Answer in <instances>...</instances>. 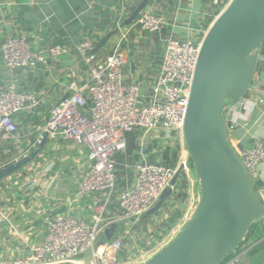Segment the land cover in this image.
Segmentation results:
<instances>
[{"label":"built area","instance_id":"2783aa9c","mask_svg":"<svg viewBox=\"0 0 264 264\" xmlns=\"http://www.w3.org/2000/svg\"><path fill=\"white\" fill-rule=\"evenodd\" d=\"M125 2L127 5V0ZM120 16L115 27L117 32L96 52L94 49L99 38L94 33L87 34L76 43L72 57L69 48L60 44L35 50L26 32L9 34L0 43L3 64L10 72L15 69L35 71L40 65L47 67L51 62L72 63L63 91L68 96L50 106L47 117L36 127L37 134L29 143H25L19 133L17 116L39 105L37 93L20 90L13 77L0 84V148L9 147L11 153L0 157V169L34 151L45 136L60 138L77 144L85 152V162L76 172L72 199L80 202L97 194L102 199L92 202L93 212L88 220L71 210L55 214L46 222L43 239L30 242L28 236L25 238L27 232L16 224L15 216L25 217L33 226L32 219L25 212L33 204L22 210V198L38 185L40 172L25 177L26 165L3 178L0 182V246L4 247V243L11 241L16 245L12 254H5L6 259H0V264H139L180 232L197 204L199 195L197 199L188 197L190 169L182 124L200 42L207 28L194 37L180 38L169 32L161 38L157 68L152 72L147 70L144 59L137 56L132 62L141 65V70L138 76L130 78L125 71L123 49L126 44L131 38L139 39L142 33L159 32L165 21L154 8V0L129 25L120 27L126 19ZM132 33L136 35L131 36ZM254 74L258 82H253V75L249 88L255 94L249 95L247 91L240 99L228 101L222 112L228 142L252 182L258 177L259 165L264 163V138L253 135L250 145L243 146L239 142L234 143L233 134L238 127L245 126L259 104L264 103L262 44ZM131 133L138 139V157L123 164L127 173L118 190L115 156L125 151L127 136ZM158 137L167 139L168 144L176 140L178 155L175 167L148 159L145 150L149 142ZM155 151L153 148L152 152ZM180 165L183 167L180 176L183 175L187 184V205L172 226L157 241L151 235L147 236L148 230L138 232L134 228H118L124 223L138 222L154 206L170 186ZM49 166L51 163L47 168ZM117 192L120 213L107 216L108 205ZM8 199L12 203L17 199V206L7 205ZM176 206L175 202L169 203L166 212L162 205L158 210L160 216L167 218ZM111 224L117 225L114 234L100 244V236ZM144 236L147 237L145 245L137 247L136 242ZM128 238L133 240L130 247H125L124 242ZM237 248L221 264H239Z\"/></svg>","mask_w":264,"mask_h":264},{"label":"crops","instance_id":"0c3cea01","mask_svg":"<svg viewBox=\"0 0 264 264\" xmlns=\"http://www.w3.org/2000/svg\"><path fill=\"white\" fill-rule=\"evenodd\" d=\"M139 1L127 0L126 5L125 0H0V43L9 34L26 32L35 50L60 44L69 48L72 57L78 41L90 33L97 34L100 41L105 34L115 29L120 14L123 18H127ZM221 2L222 0H154V8L163 17L164 25L159 32L142 33L139 39L131 38L129 44H126L124 50L127 76L131 78L139 75L141 65L132 62L137 56L144 59L147 70L152 72L157 68L160 60V56L155 58L153 44L162 43L161 38L169 32L180 38L199 35L205 29L203 24L205 17L211 15ZM135 35V33L131 34V36ZM71 66L70 62H51L47 67L40 65L35 71L15 69L10 72L5 68L0 52V84L6 83L13 77L17 80L20 90H32L37 93L40 100L37 107L17 116L19 133L25 143H29L36 136V127L43 123L50 106L66 94L63 93L64 84ZM253 82H258L255 74ZM247 94L255 93L249 88ZM253 135L264 138V103L259 104L256 113L245 126L235 130L234 143L239 142V145L249 146ZM84 153L73 142L46 137L36 157L25 167V177L40 172L38 185L22 198V210L33 204L28 211H25L32 219L33 226L27 223L25 217L17 214L15 216L16 224L27 232L25 238L28 236L30 242L43 239L46 222L55 214L71 210L77 216L88 220L93 212L92 202L102 201L98 194L92 196V199L80 202L72 199L76 187V172L85 162ZM9 154H11L9 147L0 148V157ZM50 163L51 167L47 168ZM0 182H3V178ZM188 182L190 185L188 197L191 200L195 196V183L197 184L191 171ZM255 183L264 199V163L258 167ZM117 194L118 192L108 205L107 216L120 213ZM17 202V199L13 203L8 199L7 205L17 206ZM171 202L177 203L180 211H183L187 205V201L181 203L180 200L175 199L169 201ZM255 224L248 229L238 245L239 264H264L263 216L256 220ZM15 245L16 242L11 241L4 243V247L0 246V259H6L5 254H12Z\"/></svg>","mask_w":264,"mask_h":264},{"label":"water","instance_id":"95a60500","mask_svg":"<svg viewBox=\"0 0 264 264\" xmlns=\"http://www.w3.org/2000/svg\"><path fill=\"white\" fill-rule=\"evenodd\" d=\"M150 1L140 0L120 27L131 24ZM117 30L105 34L94 52ZM263 40L264 0H230L208 25L200 42L182 124L199 199L180 232L139 264H221L263 216L264 199L228 142L222 114L228 101H236L248 91ZM45 140L46 136L34 151L0 169V179L30 163ZM182 168L177 167L170 186L144 216L160 209ZM116 228V224L106 228L99 243L111 239Z\"/></svg>","mask_w":264,"mask_h":264},{"label":"trees","instance_id":"16d2710c","mask_svg":"<svg viewBox=\"0 0 264 264\" xmlns=\"http://www.w3.org/2000/svg\"><path fill=\"white\" fill-rule=\"evenodd\" d=\"M219 11H220V9L218 7V8L215 9V11L211 15H208L207 17H205V20H204V23H203L205 28L211 23V21L213 20L214 16L217 15V13ZM262 45H264V40L262 42ZM154 147H155V145L152 146V145L148 144V147L145 150V152L148 154V159L150 161L158 160L159 162H161L162 164H164V165H166L168 167H175L176 166V164H177V155H178V147L177 146H173L172 147L170 144L167 143V145L163 146L162 148H158L159 150H157ZM137 148H138V139H137L136 134H133V133L128 134L125 151L124 152H119L115 156V159L117 161V171H118V165L121 168V172L117 173V182H119L121 180L120 181L121 184H119V187H121L124 184L123 178L125 176V173H127L125 171V169H124L123 164L125 162H133L137 158V154H136ZM153 148L156 150L154 153L152 152ZM188 166L190 167V169H193L191 160L189 158H188ZM253 186H254L255 190H257V188H258L257 187V183L253 182ZM174 187H175V190L170 193V195L167 197L166 201L163 203L164 207L167 206V205H165L167 200H168V203H169V201L171 199H173V198L180 200L181 203H184L186 201V198H187V184H186V180L183 178V175H181L179 177V179L177 180V183H176V185ZM178 208H179V206L177 205L174 210L172 209L174 211V216L173 217H172V213L173 212H169L170 216L168 215L167 218H169L170 220H169L168 224H166L167 221H165L166 225H164V222L162 223V226L163 225L164 226L161 228V231L165 232L166 230H168L172 226V224L179 218V216L181 215L182 211H180ZM157 212L158 211H156L154 213H157ZM159 215H160V213H159ZM144 217H142V218H144ZM167 218H165V219H167ZM255 225L256 224L254 222L250 226V228H252ZM153 233H154V230H153Z\"/></svg>","mask_w":264,"mask_h":264},{"label":"rangeland","instance_id":"374dc122","mask_svg":"<svg viewBox=\"0 0 264 264\" xmlns=\"http://www.w3.org/2000/svg\"><path fill=\"white\" fill-rule=\"evenodd\" d=\"M226 3H228V1L227 0H222V2L221 3H219V9L221 10L225 5H226ZM151 38H152V40H154V37L153 36H151ZM161 45H162V43H159V42H156V43H154L153 44V47H154V49H155V58L156 57H159L160 56V50H161ZM124 50V49H123ZM126 51L124 50V53H125ZM162 135H160L159 137H161ZM158 137V139H156L155 141H150L149 142V145H152V146H154L155 145V147L154 148H156L157 150H159L158 148H162L163 146H165V145H167V143H166V141H167V139H164V138H159ZM170 145L173 147V146H177V142H176V140L175 139H173V140H171V143H170ZM154 153V152H153ZM131 163V162H130ZM189 169H190V167H189ZM190 171L193 173V175H194V172H193V169H190ZM121 172V168H120V166L118 165V171H117V173H120ZM195 176V175H194ZM121 181V180H120ZM117 182V186L119 187V184H121V182ZM195 181L197 182V179H196V177H195ZM196 187H197V190H196ZM198 195H199V191H198V182H197V184L195 183V197H196V199H197V197H198ZM174 200H175V198H174ZM176 200H178V199H176ZM177 204V203H176ZM164 205V204H163ZM165 205H168V200H167V202H166V204ZM178 205V204H177ZM163 208H164V206H163ZM175 209V208H174ZM173 209V210H174ZM171 211V212H173L172 213V217L174 216V211ZM164 211H168V207L166 208H164ZM159 213H160V211H158L157 213H152L151 215H148V216H145L144 218H141L138 222L136 221V222H128V223H124V225H122V226H118V228H126V227H128V228H130V229H132V228H136L135 230L136 231H138V232H140V231H146V230H148L149 231V233H148V235L147 236H150L151 235V238H153L154 240H158L161 236H162V234L164 233L163 231H161V228L164 226V225H166V224H168V222H169V218H167V219H163V217H161L160 215H159ZM161 214V213H160ZM170 216V215H169ZM189 216H190V214H189ZM165 221H167L166 222V224H165ZM164 222V225L162 226V223ZM161 226V227H160ZM168 228V227H167ZM150 229H151V231H150ZM153 230H154V233H153ZM163 232V233H162ZM157 235H156V234ZM132 240L133 239H131V238H128V239H126L125 240V242H124V245H125V247H130L129 245H130V243L132 242ZM146 240H147V237L146 236H144V237H142V239L141 240H139L138 242H136V246L137 247H143L144 245H145V242H146Z\"/></svg>","mask_w":264,"mask_h":264}]
</instances>
